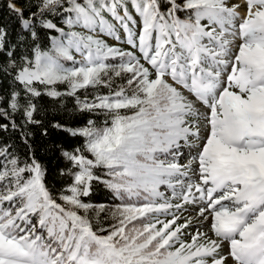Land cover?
<instances>
[{
    "label": "snow or ice",
    "instance_id": "1",
    "mask_svg": "<svg viewBox=\"0 0 264 264\" xmlns=\"http://www.w3.org/2000/svg\"><path fill=\"white\" fill-rule=\"evenodd\" d=\"M6 7L0 264H264V0Z\"/></svg>",
    "mask_w": 264,
    "mask_h": 264
},
{
    "label": "trees",
    "instance_id": "2",
    "mask_svg": "<svg viewBox=\"0 0 264 264\" xmlns=\"http://www.w3.org/2000/svg\"><path fill=\"white\" fill-rule=\"evenodd\" d=\"M7 0H0V22H8L9 27L11 28L15 21L12 19L11 14L9 13L6 7ZM111 42V41H110ZM10 81L0 77V90H3V93L6 94L9 89ZM106 91V89L104 90ZM36 139L39 143H47V141H42L39 135V129H36ZM54 134L52 139H56ZM94 204H105L111 205L113 203L111 194L104 188L102 184L95 185L92 195L89 198ZM115 203H118L116 201Z\"/></svg>",
    "mask_w": 264,
    "mask_h": 264
}]
</instances>
